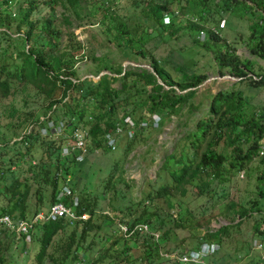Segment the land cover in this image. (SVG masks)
Instances as JSON below:
<instances>
[{"label": "trees", "instance_id": "1", "mask_svg": "<svg viewBox=\"0 0 264 264\" xmlns=\"http://www.w3.org/2000/svg\"><path fill=\"white\" fill-rule=\"evenodd\" d=\"M103 1L0 0V99L21 90L37 98L41 108L38 113L29 111L23 118L21 129L31 124L27 132L20 130L19 138L0 144V155L5 157L3 165L0 158V214L6 213L15 220H29L39 210L45 213L53 200L71 206L76 214H88L70 220L58 216L35 221L28 229L29 238H25V232L16 234L3 225L0 230L12 234L14 245L22 244L30 249V242L36 243V250L31 253L32 264H41L44 258L51 264H132L141 258L145 264L165 263L149 235L123 236L118 231L116 237L108 240L112 232L104 228L108 225L118 229L116 215L104 211L96 196H88L89 190H83V182L75 185L73 169L91 155L94 147L101 152L112 151L103 139L115 124L125 128L128 120L134 125L145 120L150 126L151 115L155 114L160 125L162 118L194 94V86L206 77L204 72L192 70L177 78L168 72L169 67L177 71L185 67L173 57V51L178 50L174 47L176 41L186 38L210 54L218 73L226 71L237 78L209 94L205 112L175 139L158 162L157 170L164 171L167 180L147 190L143 197L150 201L162 197L172 207L178 203H171V196H185V209L190 218L194 213L202 214L216 207L213 216L218 214L229 220L213 229L204 227L201 234L195 235L191 247L213 242L220 249L243 222L247 223L246 232L251 237L264 239V203L260 206L264 202V178L247 204L227 197L225 188L231 176L245 168L259 151L258 179L264 177V91L257 93L253 100L244 90V86L264 87V67L254 60L241 58L235 52L233 40L227 42L209 29L224 19L225 14H244L248 33L243 43L248 45L250 53L264 59V0H130L123 11L107 7ZM56 6L60 8L58 15ZM165 14L167 22L162 21ZM71 15L90 19L89 23L96 22L110 42L148 63L155 74L144 67L126 69L118 63L95 79L79 77L74 62L81 58L82 43L73 31L60 29V24L70 23ZM199 30L204 31L201 40L197 37ZM26 102L24 97L23 103ZM49 120L51 124H47ZM59 121L68 133L75 127L87 129L88 152L82 160L60 155L59 146L64 137L61 133L54 136L53 128ZM136 128L145 126H134L133 131ZM6 143L9 147L12 145L8 156L5 154L11 149L1 148ZM112 175L108 171L104 190L111 183ZM65 183L70 192L57 196ZM46 201L49 203L43 208ZM125 208L127 217L132 215V218L123 222H146L152 229L162 225V217L156 225L151 223L157 210H149L145 216L146 206L136 215L130 210L131 204ZM231 214L237 216L233 222L230 221L233 215L229 218ZM209 218H205L206 223ZM177 226L180 224L159 231L160 241L168 240L169 235L176 237ZM236 243L232 258L247 253L249 236ZM132 246L141 247L136 256ZM216 251L210 260L224 264L230 253Z\"/></svg>", "mask_w": 264, "mask_h": 264}, {"label": "rangeland", "instance_id": "2", "mask_svg": "<svg viewBox=\"0 0 264 264\" xmlns=\"http://www.w3.org/2000/svg\"><path fill=\"white\" fill-rule=\"evenodd\" d=\"M104 1L107 7L123 11L125 4L130 0ZM56 10V15H58L60 8L56 6ZM244 16V14L242 16L225 14L223 20L224 25L220 29L219 36L227 42L233 40L232 43L236 45L235 52L241 58L254 60V62L264 67V59L250 53L248 45L243 43L242 39L248 33L246 27L248 21ZM89 20L83 16L77 18L71 15L69 24H60L61 30L69 29L73 31L76 38L82 43L83 48L80 51L81 58L76 59L74 62V69L79 77L86 76L95 79V76L99 72H108L118 63L126 69L144 67L149 70L145 66L148 63L136 58L135 55L126 49L115 46L103 32L99 31L96 22L89 23L91 22ZM174 47L178 50L181 49V51L174 50L173 57L178 61L181 60L185 67L178 71L176 68L172 69L169 67L168 72L171 77L177 78V76H183L192 70H198L206 74V80L194 86V94L186 97L169 116L162 118L160 125L157 124L159 121L158 116L152 114L151 119H153V122L151 123L150 121V126H147L148 124L142 125L145 128H136V131L134 130L135 132H132L133 134H129V130L126 128L127 126L121 128L117 134L115 148L111 149L112 151L101 152V149L93 150L91 155L88 154L89 156L79 163L78 167L77 165L74 166L73 171L76 174L74 177L76 180L75 185H82L81 183L83 182V190H89L87 195L96 196L101 208L109 214L116 215L115 217L122 222L126 218L129 220L132 218V215L130 218L127 217V207L125 208L126 205L131 204L130 210L133 212V215L139 213L143 206L148 208L145 216L149 215V210H157L156 215L151 218V223L156 225L158 219L162 217V225L158 229L159 231L169 226L172 227L176 223L180 224V227L177 226L178 228H174L177 233L175 235L176 237L169 235L168 240L162 239L159 243L161 248L167 247L173 248L176 251H182L192 246L195 241V235L201 234L204 227L213 229L229 220L218 214L213 216V213L217 210L216 207L211 208L209 212L202 211V214L194 213L190 218L187 209H185L187 202L185 196H171L169 199L170 202L178 203V206L174 204L172 207H169L166 199L162 197H155L150 201L145 199L143 195L147 190L151 191L167 180L165 172L157 170L158 162L163 153L170 149L175 139L184 131L191 128L196 118L205 112L209 94L219 87H225L230 84L237 77L226 71L218 73L216 64L211 59L210 54L197 43L191 44L186 38H181L176 41ZM92 55L95 56L94 59L91 57ZM172 86L175 87V85ZM244 90L246 93L251 94L253 100H256L257 93H260L262 90L264 91V87L255 88L244 86ZM24 97L27 98L26 103H23ZM39 104L40 102L37 101V98L30 97L21 90H14L6 97L0 99V144L3 141H8L9 143L13 139L18 138L22 128V122L24 121L23 118L31 110L35 113L40 112L41 108ZM41 130L44 133L42 128ZM59 130L60 126L56 127L55 133L59 132ZM130 138L131 141H129ZM62 142L61 140L60 145ZM11 146L9 147L6 143L1 148L8 150L9 148L11 149ZM217 148L219 149L220 146ZM11 151L12 149L7 151L5 156H8ZM38 152L39 150L36 149L35 153L38 154ZM260 153L261 151H259L258 155L245 168L239 169L231 176V179L225 185V188H227V197L240 200L247 204V200L255 196L257 186H261L262 179L264 178L262 177L261 180L258 179L259 171L257 166L259 164L258 157ZM0 158L3 165V161L5 160L4 154H1ZM108 171L113 175L109 180L111 183L104 190L103 183L108 175ZM75 199L76 196L73 193V200ZM48 203L46 201L43 208ZM263 203L260 202V206ZM177 207H179L178 211H176ZM96 210L98 211V207ZM232 215H229V218H232ZM87 216L88 214L85 217ZM184 216L190 220H184ZM207 216L210 218L206 223L205 218ZM233 217L230 220L231 222L237 219L236 215H233ZM39 220L41 221L42 219H37L36 221ZM247 228V223L243 222L227 238V241L223 245L221 244L220 249L215 244L217 246L216 252L223 253L228 251L230 253L228 259L226 261L224 260V264L264 263V239L258 240L256 236L251 237L250 232H246ZM104 229H109L112 232L108 240L118 235V229L114 226L106 225ZM244 236H249L247 253L240 254L241 256L238 255L237 257L239 258L236 257L237 259L232 258L235 255L232 249L237 244L236 242ZM12 237L9 231L4 229L0 230V264H28L29 261L32 264L33 257L31 253L36 250V243L31 241V248L29 249L22 247V244L14 245ZM180 239L182 240L180 241ZM14 240H17L15 235ZM140 249V246L131 247L135 256ZM92 254L94 255L93 252ZM138 260L132 264H145L142 258ZM41 264H51V262L47 258H44Z\"/></svg>", "mask_w": 264, "mask_h": 264}, {"label": "built area", "instance_id": "3", "mask_svg": "<svg viewBox=\"0 0 264 264\" xmlns=\"http://www.w3.org/2000/svg\"><path fill=\"white\" fill-rule=\"evenodd\" d=\"M176 12V10H175ZM186 16V14H185ZM190 19H195L193 15H188ZM223 18L219 19L215 24L210 25L209 29L216 34H220V29L223 27L224 22ZM163 22L168 21V15L165 14L162 17ZM204 31L199 30L198 38L203 39ZM42 118V116H39ZM127 119V118H126ZM153 119H151V123ZM47 124H51V121H47ZM145 121H140L137 125L142 126L145 125ZM134 125L131 121L128 120L127 128L129 130V134L133 132ZM60 126L59 132L55 133V128ZM31 127V124L28 123L25 125L23 129H21V133L27 132ZM54 128V136H58V133H61L62 144L59 146L60 155L67 156L72 158L74 161H80L83 159L84 155L88 152L87 144H88V132L85 127H75L68 132L63 131L62 122L59 121ZM121 127L118 124H115L113 131L108 130L104 134V142L105 145L109 148L115 147V140L118 132ZM19 138V137H18ZM93 150H96L94 147ZM68 175L65 177V181L67 182ZM70 192L69 186L65 183L58 191L57 196L62 197ZM87 213L83 212L81 214H76L71 206L63 203L61 200H53L47 206V210L44 213L43 211H37L29 220L26 219H12L8 214L2 213L0 214V225L6 226L7 228L13 229L16 234L24 233L25 238H29L28 229L31 227L32 223L37 219H54L58 216H63L68 220L73 218H84ZM111 215V214H109ZM116 221V225L118 227L119 233L123 236H129L133 233H142L145 235H149L150 239L154 241L156 244V251L158 255L165 261L164 264H218L210 260V257L215 252L217 246L213 242H202L199 243L195 247H190L186 250L176 251L173 249H165L160 247V232L158 229H152L148 226L146 222H135L133 224H128L126 222H122L116 217H114ZM90 264V263H86Z\"/></svg>", "mask_w": 264, "mask_h": 264}, {"label": "water", "instance_id": "4", "mask_svg": "<svg viewBox=\"0 0 264 264\" xmlns=\"http://www.w3.org/2000/svg\"><path fill=\"white\" fill-rule=\"evenodd\" d=\"M145 66H147L148 68H149V70L152 72V73H154V71H153V69L150 67V65L149 64H145ZM103 72H106V71H101V72H99L96 76H95V78H97L98 77V75L99 74H101V73H103ZM155 74V73H154ZM156 80L159 82V83H162L160 80H159V78L156 76ZM206 79H204L203 81H205ZM202 81V82H203ZM164 87H167V85H165L164 84Z\"/></svg>", "mask_w": 264, "mask_h": 264}, {"label": "crops", "instance_id": "5", "mask_svg": "<svg viewBox=\"0 0 264 264\" xmlns=\"http://www.w3.org/2000/svg\"><path fill=\"white\" fill-rule=\"evenodd\" d=\"M213 25V24H212ZM199 32V31H198ZM197 37H198V35H197ZM199 39V38H198Z\"/></svg>", "mask_w": 264, "mask_h": 264}]
</instances>
